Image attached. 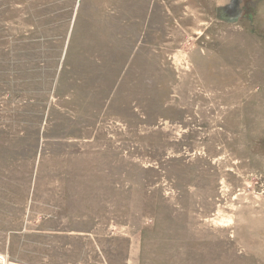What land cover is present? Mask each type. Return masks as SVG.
Masks as SVG:
<instances>
[{"label":"rangeland","instance_id":"obj_1","mask_svg":"<svg viewBox=\"0 0 264 264\" xmlns=\"http://www.w3.org/2000/svg\"><path fill=\"white\" fill-rule=\"evenodd\" d=\"M0 0V264H264V0Z\"/></svg>","mask_w":264,"mask_h":264},{"label":"flooded vegetation","instance_id":"obj_2","mask_svg":"<svg viewBox=\"0 0 264 264\" xmlns=\"http://www.w3.org/2000/svg\"><path fill=\"white\" fill-rule=\"evenodd\" d=\"M237 1L238 0H231L230 3L228 2L227 4H225L224 6H222L221 8L216 9V11L219 10V9H221L219 11V13H220L219 14V17L222 18L223 20H225V19H233L234 17L236 19H238V15L232 13V11L234 10V7H235Z\"/></svg>","mask_w":264,"mask_h":264},{"label":"water","instance_id":"obj_3","mask_svg":"<svg viewBox=\"0 0 264 264\" xmlns=\"http://www.w3.org/2000/svg\"><path fill=\"white\" fill-rule=\"evenodd\" d=\"M221 9L217 10L218 12L220 11ZM236 18L234 17L233 19H225V21H235Z\"/></svg>","mask_w":264,"mask_h":264},{"label":"crops","instance_id":"obj_4","mask_svg":"<svg viewBox=\"0 0 264 264\" xmlns=\"http://www.w3.org/2000/svg\"><path fill=\"white\" fill-rule=\"evenodd\" d=\"M222 6H224V5H223V4L219 5V6L217 7V9H218V8H221Z\"/></svg>","mask_w":264,"mask_h":264},{"label":"bare ground","instance_id":"obj_5","mask_svg":"<svg viewBox=\"0 0 264 264\" xmlns=\"http://www.w3.org/2000/svg\"><path fill=\"white\" fill-rule=\"evenodd\" d=\"M225 4H227V3H225ZM225 4H223V5H225Z\"/></svg>","mask_w":264,"mask_h":264}]
</instances>
